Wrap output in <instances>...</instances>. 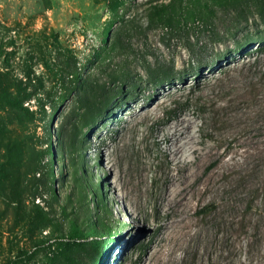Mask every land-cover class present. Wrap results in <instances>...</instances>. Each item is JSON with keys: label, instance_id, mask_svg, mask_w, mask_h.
Segmentation results:
<instances>
[{"label": "rangeland", "instance_id": "374dc122", "mask_svg": "<svg viewBox=\"0 0 264 264\" xmlns=\"http://www.w3.org/2000/svg\"><path fill=\"white\" fill-rule=\"evenodd\" d=\"M170 1L0 0V115L7 110L3 92L17 96L15 86L29 79L44 86V107L20 96L30 113L25 133L45 151L41 170H54L52 186L62 199L45 194L18 208L0 194V264H11L19 250L33 253L20 264H54L58 249H49L50 239L69 234L63 200L74 184L60 133L79 125L83 111L79 92L66 100L59 78L73 57L82 77L103 80L101 65L125 62L129 84L75 136L82 141L78 176L99 193L85 191L89 216H103L112 237L94 224L98 233L86 242H100L99 255H83L77 244L84 241L70 238L63 252L80 264H264V52L238 54L223 71L196 72L199 62L234 50L236 38L204 29L169 38L160 27L149 30L146 10ZM125 28L136 29L130 55L107 53ZM148 67L173 70L182 84L150 85ZM38 211L50 221L41 224Z\"/></svg>", "mask_w": 264, "mask_h": 264}, {"label": "trees", "instance_id": "16d2710c", "mask_svg": "<svg viewBox=\"0 0 264 264\" xmlns=\"http://www.w3.org/2000/svg\"><path fill=\"white\" fill-rule=\"evenodd\" d=\"M145 21L147 28H162L169 38H181L189 36L196 29L211 31L214 35L221 33L229 40H234V50L228 53L217 52L215 59L211 63L199 62L196 72L210 70L216 67L221 71L230 63V60L241 53L251 54L254 51L264 52V0H171L167 4H158L149 7L145 12ZM254 25L255 30L250 31L248 26ZM263 28H260V26ZM247 26V30L243 27ZM136 31L134 28L121 29L116 33L114 39L107 47V53H114L116 57H128L131 53L130 35ZM140 31V30H139ZM245 31V32H244ZM218 43H225L222 38ZM126 63L122 65H113V59L106 65L99 67L102 78L82 77L77 60L73 57L61 69L59 82L66 86V100L72 95L78 93L77 107L82 110L81 121L79 125H74L65 133H60V148L68 154L74 190L65 196L64 215L69 224V234L61 232L60 236L51 238L54 241L49 245V249L56 247L53 251L54 264H80V261L71 259V256L63 252L66 246L67 238L74 240H83V243L77 244L83 255H88L93 259L101 251L100 242L94 241L87 243L89 237H95L97 230L94 224L100 227V231L112 237V232L105 224L103 216L97 215L96 222L89 216L90 209L88 205V196L86 190L92 195H99L97 186H91L89 189V180L81 179L78 176L79 165L81 164L82 141H75V136L83 129L90 127L97 119L104 114L110 105L120 97L128 83L129 74L125 71ZM162 69L146 68L148 84L155 85L157 88H165L171 84L181 81H174V71L169 73L161 72ZM173 71V72H172ZM63 73L65 76H63ZM71 77L69 79L68 77ZM131 88L138 86L130 84ZM2 83H0V89ZM17 96L8 92H3L4 102L7 110L5 115H0V194L18 208L27 207L35 203L39 196L47 194L53 200H56V191L52 186L53 180L57 177L54 170H49L44 166L41 170L40 155L45 151L38 150L33 145V137L26 134V119L29 109L23 106L20 96L24 100L35 99L38 106H46L48 96L44 86L30 79L27 84L20 83L15 86ZM31 89L30 91H28ZM55 121L54 118L51 119ZM50 136V134H49ZM48 146V151L51 150ZM62 161V160H58ZM40 176L37 177L36 174ZM88 181V182H87ZM64 189V188H63ZM58 199L56 201H61ZM42 224L50 221L37 212ZM52 223L54 220H51ZM258 227L256 230H258ZM247 224L242 223L239 236L247 235ZM100 232V233H101ZM67 233V232H66ZM259 231L256 232L257 238ZM254 236H249V241H253ZM261 239L257 238V241ZM49 242V241H48ZM33 253L28 250H19L15 260L11 264H20L21 259L26 257L30 259Z\"/></svg>", "mask_w": 264, "mask_h": 264}, {"label": "bare ground", "instance_id": "6f19581e", "mask_svg": "<svg viewBox=\"0 0 264 264\" xmlns=\"http://www.w3.org/2000/svg\"><path fill=\"white\" fill-rule=\"evenodd\" d=\"M179 132V134H181V135H183L184 133L182 132V131H178ZM197 152H198V150L197 149H195L194 148V150H193V153H196L197 154ZM185 190V187H183V188H180L177 192H175L176 193V195H178V197L181 195V193H184L183 191ZM172 201L173 202H175V203H180V201H181V199L179 200H177V198H176V196L172 199ZM173 205H174V203H172ZM169 205H170V203H169ZM173 205H170V206H173ZM181 223V222H180ZM174 224V223H173ZM176 224V223H175Z\"/></svg>", "mask_w": 264, "mask_h": 264}]
</instances>
